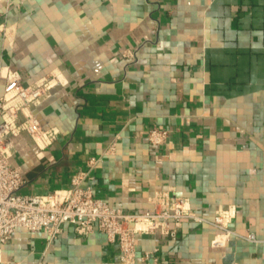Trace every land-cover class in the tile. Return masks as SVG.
I'll use <instances>...</instances> for the list:
<instances>
[{
  "label": "crops",
  "instance_id": "obj_1",
  "mask_svg": "<svg viewBox=\"0 0 264 264\" xmlns=\"http://www.w3.org/2000/svg\"><path fill=\"white\" fill-rule=\"evenodd\" d=\"M2 24L1 66L26 85L51 78L30 108L44 143L10 138L23 193L68 188L100 158L84 186L111 207L150 212L166 193L209 222L229 212L237 234L219 245L214 225L184 220L177 240L138 235L137 264L154 251L162 264H264V0H7ZM155 127L170 132L161 147ZM2 254L122 264L118 243L70 226L51 242L19 228Z\"/></svg>",
  "mask_w": 264,
  "mask_h": 264
},
{
  "label": "built area",
  "instance_id": "obj_2",
  "mask_svg": "<svg viewBox=\"0 0 264 264\" xmlns=\"http://www.w3.org/2000/svg\"><path fill=\"white\" fill-rule=\"evenodd\" d=\"M4 1L7 0H0ZM10 6L11 3L8 9ZM0 30L7 36L4 24ZM50 82L51 78L46 77L26 85L20 75L0 64V264H7L3 260V248L19 228L44 233L50 242L56 240L67 226L82 237L99 231L111 242L118 243L122 264H137L138 235L166 234L177 240L178 228L184 220L209 222L192 211L188 200L166 193L153 198L150 212L134 213L111 207L97 197L91 187L84 186L86 180L91 179L90 171L101 162L100 158L90 159L89 170L74 175L68 188L47 194L23 193L26 182L11 163L10 138L26 132L39 146L44 143L47 132L30 108L48 91ZM169 136L168 130L155 127L148 132L147 138L152 146L161 147ZM114 150L112 145L107 155ZM209 223L221 232L217 241L219 245L228 237L237 235L230 228L231 218L227 211H219ZM248 238L252 240L254 236ZM141 264L162 263L154 251L147 252L141 258Z\"/></svg>",
  "mask_w": 264,
  "mask_h": 264
}]
</instances>
